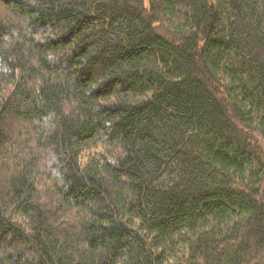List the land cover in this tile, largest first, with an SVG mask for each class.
<instances>
[{
	"label": "trees",
	"instance_id": "obj_1",
	"mask_svg": "<svg viewBox=\"0 0 264 264\" xmlns=\"http://www.w3.org/2000/svg\"><path fill=\"white\" fill-rule=\"evenodd\" d=\"M0 264H264V0H0Z\"/></svg>",
	"mask_w": 264,
	"mask_h": 264
}]
</instances>
